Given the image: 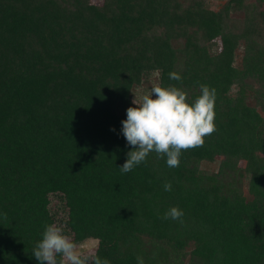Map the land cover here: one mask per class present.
Segmentation results:
<instances>
[{"label": "trees", "instance_id": "trees-1", "mask_svg": "<svg viewBox=\"0 0 264 264\" xmlns=\"http://www.w3.org/2000/svg\"><path fill=\"white\" fill-rule=\"evenodd\" d=\"M202 84L204 145L122 173L139 90ZM50 224L110 264H264V0H0V264Z\"/></svg>", "mask_w": 264, "mask_h": 264}, {"label": "clouds", "instance_id": "clouds-1", "mask_svg": "<svg viewBox=\"0 0 264 264\" xmlns=\"http://www.w3.org/2000/svg\"><path fill=\"white\" fill-rule=\"evenodd\" d=\"M169 78L182 81L176 72H170ZM187 100L184 90L159 85L133 100L135 107L127 109V119L121 122L122 134L128 146L134 149L127 153V160L120 168L122 173L146 164L153 152L159 159L166 157L169 168L179 167L183 151L204 145L205 137L217 130L214 124L216 90L202 84L200 95L191 104ZM163 187L165 191L172 190L170 182ZM183 216L181 209L172 207L161 219L183 223ZM79 248L61 226L50 224L45 226L33 255L39 264H110L108 259L85 254ZM137 264H145L142 256L137 257Z\"/></svg>", "mask_w": 264, "mask_h": 264}, {"label": "rangeland", "instance_id": "rangeland-1", "mask_svg": "<svg viewBox=\"0 0 264 264\" xmlns=\"http://www.w3.org/2000/svg\"><path fill=\"white\" fill-rule=\"evenodd\" d=\"M211 5H214V2H211L210 3ZM216 4V2H215ZM150 90V89H148ZM142 92V95L144 94H147V88H141L139 90V93L141 94ZM149 92V91H148ZM140 94L138 95V98L140 97ZM218 166L219 164L218 163H212V164H209V163H203L202 164V169L208 171V172H215L218 170ZM51 208H52V212H58L59 213V219L60 221H62V219H64L66 216H65V212L63 211L64 209V203L59 199L56 198V196H53L52 197V204H51ZM61 223H58V225H60ZM98 244L99 242L97 240H94V239H90V240H87L85 241L84 243L80 244V248H79V251L85 253V254H88V255H95L96 253V250L98 248Z\"/></svg>", "mask_w": 264, "mask_h": 264}]
</instances>
